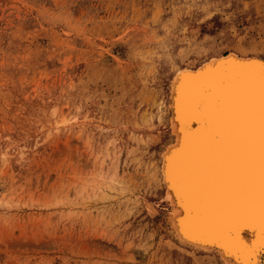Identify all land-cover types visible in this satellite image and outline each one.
Masks as SVG:
<instances>
[{
	"label": "rangeland",
	"instance_id": "1",
	"mask_svg": "<svg viewBox=\"0 0 264 264\" xmlns=\"http://www.w3.org/2000/svg\"><path fill=\"white\" fill-rule=\"evenodd\" d=\"M225 51L264 58V0H0V264H222L158 167L173 73Z\"/></svg>",
	"mask_w": 264,
	"mask_h": 264
},
{
	"label": "snow or ice",
	"instance_id": "2",
	"mask_svg": "<svg viewBox=\"0 0 264 264\" xmlns=\"http://www.w3.org/2000/svg\"><path fill=\"white\" fill-rule=\"evenodd\" d=\"M175 90L183 137L167 171L189 210L181 227L208 233L241 264H264V64L222 60L182 73Z\"/></svg>",
	"mask_w": 264,
	"mask_h": 264
},
{
	"label": "bare ground",
	"instance_id": "3",
	"mask_svg": "<svg viewBox=\"0 0 264 264\" xmlns=\"http://www.w3.org/2000/svg\"><path fill=\"white\" fill-rule=\"evenodd\" d=\"M222 60L229 61H256L259 64H264V58L255 56V55H241L236 52L230 51L223 55L212 56L205 58L195 65H185L178 67L173 73L170 84H169V96L168 104L165 105L167 113V127H169L170 134L167 138L164 139L165 142L162 143V148L160 151V164L158 167V173L160 176L161 185L163 187L164 199H166L170 206L168 212V219L170 221L173 233L177 238L178 242L191 248L193 250H200L204 252H214L222 264H241V260L236 257L233 253L229 255L227 249L224 248L223 244L216 240L214 237L209 235L206 232L185 226L181 227V218L189 215V210L186 209L180 199L176 196V191L172 186L171 181L169 180L168 171H167V154L173 147L180 145V142L183 137V133L180 131V122L176 119V110H175V95L176 90L175 86L180 76L184 72L197 73L205 69L206 66L211 64H218ZM144 115V114H143ZM144 118V116H143ZM146 120V119H145ZM63 121V120H62ZM190 128H195L197 125L193 122L189 125ZM117 170V169H116ZM115 172V170H113ZM113 172V173H114ZM110 180L114 179L113 176L109 177ZM118 181V180H117ZM113 186V185H112ZM110 188V187H109ZM112 189V188H111ZM122 189V188H121ZM264 258V253L260 254V257L257 256L256 259Z\"/></svg>",
	"mask_w": 264,
	"mask_h": 264
},
{
	"label": "water",
	"instance_id": "4",
	"mask_svg": "<svg viewBox=\"0 0 264 264\" xmlns=\"http://www.w3.org/2000/svg\"><path fill=\"white\" fill-rule=\"evenodd\" d=\"M255 64H256V65H260V64H259L258 62H256V61H255Z\"/></svg>",
	"mask_w": 264,
	"mask_h": 264
},
{
	"label": "trees",
	"instance_id": "5",
	"mask_svg": "<svg viewBox=\"0 0 264 264\" xmlns=\"http://www.w3.org/2000/svg\"><path fill=\"white\" fill-rule=\"evenodd\" d=\"M226 53H227V51L223 52V54H226Z\"/></svg>",
	"mask_w": 264,
	"mask_h": 264
}]
</instances>
